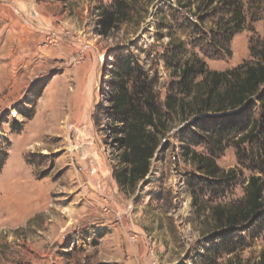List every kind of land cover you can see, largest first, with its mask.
Masks as SVG:
<instances>
[{"label": "rangeland", "instance_id": "obj_1", "mask_svg": "<svg viewBox=\"0 0 264 264\" xmlns=\"http://www.w3.org/2000/svg\"><path fill=\"white\" fill-rule=\"evenodd\" d=\"M114 1L0 0V264L256 263L264 214L217 229L212 207L244 197L264 135L239 143L224 113L196 114L181 70L255 63L264 0H240L241 29L208 0H125L126 19L104 27ZM124 56L158 103L185 99L163 106L167 128L134 192L113 177L122 134L108 114ZM258 97L244 121H263ZM194 154L226 174L207 175Z\"/></svg>", "mask_w": 264, "mask_h": 264}, {"label": "trees", "instance_id": "obj_2", "mask_svg": "<svg viewBox=\"0 0 264 264\" xmlns=\"http://www.w3.org/2000/svg\"><path fill=\"white\" fill-rule=\"evenodd\" d=\"M208 1L222 3L230 8L234 27L242 28L245 18L240 0ZM114 6V10L104 11V27L109 26L114 18L126 19V1L115 0ZM255 55L258 57L255 63H243L225 71H207L201 63H186L181 70L186 95L192 97V104L197 107L193 111L199 115L212 113L216 117L218 113H224L219 115L220 119L227 120L222 123L224 129L229 127L244 132L237 140L239 143L251 138L255 132L264 135V90L261 92L264 85V46ZM132 74L131 60L126 56L122 57L120 64L114 69L117 81L112 90L108 113L110 120L121 125L119 132L122 134L117 138L121 148L118 155L120 166L114 170L113 177L122 189L129 192H134L138 183L149 173L151 159L160 144V136L167 128L168 120L163 106L167 112H177L185 108L184 98L168 96L163 105L158 103L150 83H131L129 78ZM194 74H200L202 78L195 82ZM258 94L263 121H244L241 118L243 113L253 103L252 97ZM214 118L215 116L212 119ZM194 156L199 158L201 169L207 175L226 174L210 157L199 154ZM255 169L257 173L248 177L242 199L229 205L218 204L212 207L217 229L236 228L264 214V148L259 150ZM254 264H264V249Z\"/></svg>", "mask_w": 264, "mask_h": 264}, {"label": "built area", "instance_id": "obj_3", "mask_svg": "<svg viewBox=\"0 0 264 264\" xmlns=\"http://www.w3.org/2000/svg\"><path fill=\"white\" fill-rule=\"evenodd\" d=\"M120 217H121L120 214L116 213V218L120 219ZM138 235H139V233L133 230L132 234H130V236H129V239L132 242H135Z\"/></svg>", "mask_w": 264, "mask_h": 264}, {"label": "bare ground", "instance_id": "obj_4", "mask_svg": "<svg viewBox=\"0 0 264 264\" xmlns=\"http://www.w3.org/2000/svg\"><path fill=\"white\" fill-rule=\"evenodd\" d=\"M27 19H29L28 17H27ZM24 43V42H23Z\"/></svg>", "mask_w": 264, "mask_h": 264}]
</instances>
